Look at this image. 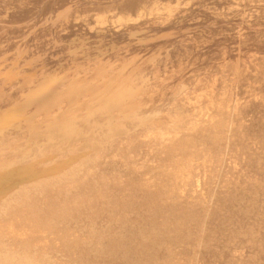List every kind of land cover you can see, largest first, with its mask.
<instances>
[{"label":"bare ground","instance_id":"6f19581e","mask_svg":"<svg viewBox=\"0 0 264 264\" xmlns=\"http://www.w3.org/2000/svg\"><path fill=\"white\" fill-rule=\"evenodd\" d=\"M190 1L0 0V264H264V0Z\"/></svg>","mask_w":264,"mask_h":264},{"label":"rangeland","instance_id":"374dc122","mask_svg":"<svg viewBox=\"0 0 264 264\" xmlns=\"http://www.w3.org/2000/svg\"><path fill=\"white\" fill-rule=\"evenodd\" d=\"M189 1H190V0H189ZM193 1H194V0H193ZM193 1L191 0L189 3H188V2L183 3V4H185V6H184V5H181V6H184V7L187 8L186 4L188 3V9H187V10H186L184 7H183V8H184V9H183L181 6H179V7H181L184 11H183V10H180L181 8H178V7L176 8L177 11L180 12V14H181V13H185L186 11H189L190 8L192 9ZM215 1H217V2H221L222 0H215ZM234 1H235V0H231V1H229V2L227 1L228 5H227V3H225V5L222 4L221 6H224L223 10H226V9H227L226 6H228V7L230 6V8H231V7H232L231 5L234 3ZM230 2H232V3H230ZM194 3H196V1H194ZM240 3H243V0H240ZM246 3H248V6L246 5ZM189 4H190V5H189ZM229 4H230V5H229ZM243 4H244V5H238L240 8H239L237 5H235L237 8H236L235 6H233V7H235L237 10H238V9H239V10L241 9L242 12H243L244 14H246V13H251V12H253V11H251V10H254L255 13L253 12V13H254L253 16L257 15V13L259 12L258 10H260V9H255L254 7L249 6V5H250V1H247V0H246V1H244ZM245 5H246L245 8H247V10H245V9L243 10V8H244ZM189 7H190V8H189ZM248 7H249V9H248ZM250 7H251V8H250ZM253 8H254V9H253ZM176 9H175V11H174V14H175L174 16H173V13H172V16L166 14L165 16H167V17L164 18V17H163V16H164L163 13H165V9H164V11H159V12H160V15H158L159 12H157V13H153L152 15H154V16H152V15L149 14V15H146L147 17H144V19L148 21V20L150 19L149 16H150V17L152 16V17H151V20H149L148 22L146 21V23H149V24H152V25H153V24H154V25L157 24V22H158L157 20L160 21V19H161L162 21H165V23H168L167 21L170 22V20H171L172 18L174 19V17L177 16L178 13L176 12ZM250 9H251V10H250ZM160 10H163V9H160ZM249 10H250V11H249ZM221 11H222V10H221ZM245 11H246V12H245ZM162 12H163V13H162ZM240 12H241V11H240ZM161 13H162L163 15H162ZM176 13H177V14H176ZM243 13H242V14H243ZM180 14H178V15H180ZM240 14H241V13H240ZM242 14H241V15H242ZM161 15H162V16H161ZM238 15H239V14H238ZM241 15L238 16V17H241ZM158 16H159V17L161 16V17H163V18L160 17V19H157V18H159ZM148 18H149V19H148ZM153 18H154V20H153ZM155 18H156V19H155ZM167 18H169V19H167ZM135 19H136V21H133V22H136V24H137V22H140L141 20H142V22H144L143 25L145 24V20H144L143 18L139 19V17H137V18H135ZM137 19H138L139 21H138ZM165 19H166L167 21H166ZM173 19H172V20H173ZM155 20H156V22H154ZM172 20H171V21H172ZM246 20H247V19H246ZM76 21H77V19H76ZM162 21H161V22H162ZM74 22H75V20H74ZM130 22H131V21H130ZM161 22H159V23H161ZM131 23H132V22H131ZM140 23H141V22H140ZM163 23H164V22H163ZM2 24H3V23H1L0 26H2ZM17 24H18V25H13V26H11L10 29L17 28V27L20 28V26H22V24H19V23H17ZM141 25H142V23H141ZM145 25H146V24H145ZM118 27H119V28H118ZM118 27H116V28H117L116 31H118L117 34H122V35H125V36H126V35H127V32H126L125 29H123L124 27H123V26L121 27L123 30H121L120 26H118ZM4 28H6V27L4 26ZM40 28H41V27H39V29H40ZM43 28H46V27H43ZM36 30H37V29H36ZM124 30H125V31H124ZM123 33H124V34H123ZM0 34H2V29H1V31H0ZM112 37H113V36H112L111 34L108 36V38H112ZM108 38H106V39H108ZM12 39H13V40H12ZM15 39H16V38H11L10 42H12V41H16L17 39H18V40L16 41L17 43H18V42L20 43V41H23V40H22V39H23L22 36H21V37H18L16 40H15ZM19 40H20V41H19ZM127 46L129 47V45L124 44V46H123L124 48H123V49H125ZM130 47H131V46H130ZM131 48H132V47H131Z\"/></svg>","mask_w":264,"mask_h":264}]
</instances>
